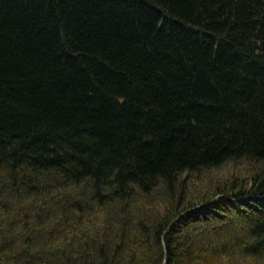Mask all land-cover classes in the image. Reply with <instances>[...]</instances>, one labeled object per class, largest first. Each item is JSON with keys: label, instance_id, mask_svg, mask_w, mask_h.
Returning a JSON list of instances; mask_svg holds the SVG:
<instances>
[{"label": "trees", "instance_id": "obj_1", "mask_svg": "<svg viewBox=\"0 0 264 264\" xmlns=\"http://www.w3.org/2000/svg\"><path fill=\"white\" fill-rule=\"evenodd\" d=\"M264 261V0H0V264Z\"/></svg>", "mask_w": 264, "mask_h": 264}, {"label": "rangeland", "instance_id": "obj_2", "mask_svg": "<svg viewBox=\"0 0 264 264\" xmlns=\"http://www.w3.org/2000/svg\"><path fill=\"white\" fill-rule=\"evenodd\" d=\"M239 264V263H238ZM241 264H264V261L263 262H256V263H253V261H251V260H247V261H245V262H243V263H241Z\"/></svg>", "mask_w": 264, "mask_h": 264}]
</instances>
